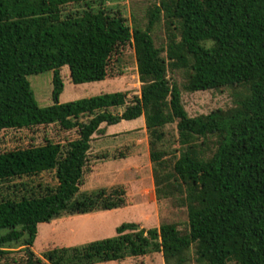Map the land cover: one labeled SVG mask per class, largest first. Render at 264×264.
Here are the masks:
<instances>
[{"label": "trees", "instance_id": "16d2710c", "mask_svg": "<svg viewBox=\"0 0 264 264\" xmlns=\"http://www.w3.org/2000/svg\"><path fill=\"white\" fill-rule=\"evenodd\" d=\"M95 1L98 8L63 14L65 4ZM105 1L0 0V131L57 125L76 134L0 152V258L20 246L23 264H39L30 249L39 223L125 205L122 187L80 185L101 125L142 116L155 197L185 208V223L123 222L113 236L54 247L43 258L96 264L159 252L164 264H264V0H159L144 25L132 26ZM129 42L138 96L58 101L63 66L75 84L101 81L117 47ZM49 70L53 103L40 106L27 77ZM222 88L231 91L229 107L188 115L181 90ZM44 173L54 182L40 180Z\"/></svg>", "mask_w": 264, "mask_h": 264}, {"label": "rangeland", "instance_id": "374dc122", "mask_svg": "<svg viewBox=\"0 0 264 264\" xmlns=\"http://www.w3.org/2000/svg\"><path fill=\"white\" fill-rule=\"evenodd\" d=\"M158 1L107 0L103 2V6L112 13H120L130 26L134 21L144 25L147 7L150 3ZM89 6L98 8V1L90 2V5L65 4L63 14L78 12ZM155 33L158 44L164 41L165 32L162 24L155 27ZM169 75H172L181 86L184 79L181 72ZM27 78L37 103L40 106L52 104V71L32 74ZM61 78L63 90L58 97L60 103L114 91L125 92L126 100L129 102L140 93V81L131 42L117 47L111 57L105 79L75 84L70 79L68 66L61 68ZM181 91L184 108L190 116L209 113L217 108H227L232 104L231 91L228 88ZM123 109L124 106L116 107L112 112L121 113ZM101 128L100 132L92 136L80 190L122 187L125 190V205L109 210L63 215L49 222L39 223L34 243L30 247L35 258H40L39 264H49L42 256L44 251L113 236L115 227L123 222H134L141 227L151 228L158 227L164 221L184 224L187 219L185 208L174 206L168 199L158 200L155 197L143 117L121 120L114 125L102 124ZM167 128L171 134L175 133L174 125ZM44 136L64 142L65 139L75 138L76 134L73 131H62L57 125L5 129L0 131V152L40 143ZM40 180L54 182L52 174L46 173L42 174ZM25 261L26 255L20 246L12 247L7 255L0 258V264H23ZM96 264H164V262L161 253L154 252ZM189 264H194V260Z\"/></svg>", "mask_w": 264, "mask_h": 264}, {"label": "crops", "instance_id": "0c3cea01", "mask_svg": "<svg viewBox=\"0 0 264 264\" xmlns=\"http://www.w3.org/2000/svg\"><path fill=\"white\" fill-rule=\"evenodd\" d=\"M135 120V119H134Z\"/></svg>", "mask_w": 264, "mask_h": 264}]
</instances>
